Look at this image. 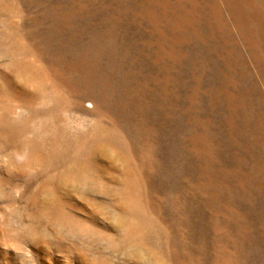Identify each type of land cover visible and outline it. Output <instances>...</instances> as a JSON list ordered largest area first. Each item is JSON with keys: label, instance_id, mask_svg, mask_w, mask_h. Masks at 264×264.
<instances>
[{"label": "rangeland", "instance_id": "rangeland-1", "mask_svg": "<svg viewBox=\"0 0 264 264\" xmlns=\"http://www.w3.org/2000/svg\"><path fill=\"white\" fill-rule=\"evenodd\" d=\"M0 264H264V0H0Z\"/></svg>", "mask_w": 264, "mask_h": 264}]
</instances>
